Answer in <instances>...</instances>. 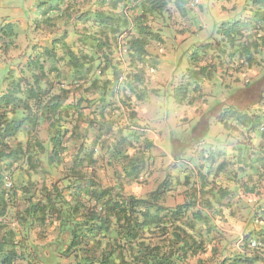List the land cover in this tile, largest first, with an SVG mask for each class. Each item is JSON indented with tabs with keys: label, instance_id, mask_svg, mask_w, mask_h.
Listing matches in <instances>:
<instances>
[{
	"label": "trees",
	"instance_id": "1",
	"mask_svg": "<svg viewBox=\"0 0 264 264\" xmlns=\"http://www.w3.org/2000/svg\"><path fill=\"white\" fill-rule=\"evenodd\" d=\"M172 1L179 7L184 2L35 0L40 17L32 29L44 27L49 37L47 42L32 44L28 56L26 48L20 52L26 68L18 82L0 95V264H19L23 259L25 264H38L37 246L28 242V228H22L32 223L57 221L59 230H68L65 255H73L74 264H187L215 240L220 229L217 219L232 204V191L204 175L199 186L186 176L184 202L167 207L163 201L172 185L167 178L147 196L139 197L103 187L92 174L99 153L109 152L121 161L124 148L134 147L143 135L142 126L118 122L114 112L126 110L132 121L136 117L132 98L143 101L148 96L147 76L158 65L155 58L150 60L148 46L161 39L150 15L163 13ZM246 2L255 8L254 15L219 25L230 48L229 59L245 56L250 60L252 49L264 43V0ZM16 21L9 16L0 21V46L5 51L17 34ZM210 47L201 44L191 51L192 65L187 69L191 77L206 74L207 67L194 61L198 50ZM13 77L8 71L2 78ZM188 86L176 88L178 103H192L187 98ZM255 115H245L246 121L254 128L260 116L257 123L264 125V116ZM43 123L49 141L40 136ZM82 126H86L84 132ZM262 131L264 141V127ZM150 146L151 141L130 166L123 165L127 175L134 177L143 170L151 159ZM71 148L76 151L66 175L42 179L38 185L33 176L64 161ZM258 148L254 162L261 161L263 166L255 173L264 169V143ZM243 182L250 189L248 180ZM18 199L25 206L10 221ZM253 239L259 244L249 252ZM243 247L244 252L221 264H264V227L247 233Z\"/></svg>",
	"mask_w": 264,
	"mask_h": 264
},
{
	"label": "rangeland",
	"instance_id": "2",
	"mask_svg": "<svg viewBox=\"0 0 264 264\" xmlns=\"http://www.w3.org/2000/svg\"><path fill=\"white\" fill-rule=\"evenodd\" d=\"M222 1L223 0H184L182 7L176 6L175 2L172 1L167 5L163 13H154L150 15V22L153 29L158 31L161 36L160 40L151 41L150 50H155L156 52L165 50L170 53L179 51L182 55L176 59L168 58V61L164 62L165 67L168 68L173 66L180 72L183 64L188 63V54L196 43L215 36L216 32L214 31L217 24L220 25L223 22L234 21L243 15L240 10L223 12V7H220ZM232 1L233 0H224L223 3ZM236 1H240L238 6L246 2V0ZM10 11L11 15L17 18V34H13L12 45L8 46L7 51L0 46V78L4 77L8 71H12L14 76H20L21 71L26 68V60H22L20 52L26 48L25 55L28 56L30 54L28 48L32 44L41 41L45 42L49 37L48 30L44 27L39 30L32 29L34 20L40 17L35 5V0H0V17L3 15L7 17L6 14H10ZM261 50L264 53V43L261 44ZM198 55V59H201L202 55L200 53ZM151 57H153V55ZM154 58L155 57L150 60H157V57ZM258 58L252 59V63L256 67L264 61L262 59L259 61ZM198 59H196V61H198ZM123 60L125 65L128 64V57L126 55H124ZM12 66L16 67L12 68ZM261 69L260 72L264 75V69ZM154 74L153 71L150 70L147 76L148 96L145 97L143 101H137L135 97L132 98V106H134L135 110L138 109L134 120L130 121L127 118L126 115L128 112L126 110L114 112L115 117L118 116L119 118V120L117 119L118 122L127 120L136 126H142L143 135L135 141L133 144L134 147H129V145H127L124 148V155L120 157L122 159L121 161L119 157L111 158L109 152H105L103 155L99 153V161L92 174L103 187H113L116 191H120L125 195H136L139 197L147 196L167 178L172 182V185L167 191L163 203L167 207H174L184 202L186 186L183 184V181L185 177L187 176L191 180V183L199 181L198 175L195 172V167L198 168L200 162L205 160L202 158V155H204L206 151L202 149L203 146H200V149H196L197 143L193 139V134H196L193 130L194 124H189V118H181L179 124L176 126L174 125L173 119L175 115L180 116L182 112L179 113V110L175 112L174 109V100L171 97V93L173 92V89H171L173 80H171L168 85L159 84L162 85L159 94L156 88L149 87L153 84L151 79ZM159 78L162 81L161 83H166L164 79L168 78V74L164 75L163 73ZM167 80L168 79L165 81ZM249 84H251V82ZM249 84H247V86ZM259 93L260 90H257V85H252V89H247L243 93L244 99L246 98V102L250 101L252 98L256 99ZM221 94L220 88L214 92V95H218L219 97ZM118 98L121 99L122 97H117L116 99ZM168 98L170 100H168ZM255 103L254 100L247 105L250 108V106ZM260 104L262 105L251 106L248 111L251 112L252 110L253 112L264 106V102ZM137 113L140 116H137ZM121 114L123 115L120 116ZM184 114L185 112L183 115ZM259 117L260 116H258L254 122V128L252 127V129L257 132V135L263 132L262 129L264 127L263 124H261L263 125L262 127H259L261 126L257 123ZM216 124L221 126L219 122H216ZM40 127L41 138L45 141H49L47 124L43 123ZM85 127L86 126H82V132L86 130ZM162 129L171 132L170 135H166L167 138L165 141V137L163 136L164 131ZM115 130H117V127ZM88 131H90V134L93 132L91 130ZM227 137L228 135L225 133L223 142ZM150 141L152 142V146H150L149 149V156L151 159L146 160L147 163L144 165L143 170L139 171L137 175L134 177L127 175L128 173L123 169V165L130 166L131 160H135L137 155L140 154L141 149ZM202 142L204 143V141ZM205 148L208 150L207 147ZM75 151L76 149L71 148L67 157H64L65 159H63L64 161L61 163H53L47 167V164L44 165L48 168V172H44L38 176L34 175L33 179L40 185L42 179L45 180V178H50L55 180L66 175L68 169L73 165ZM197 152L198 156H196ZM231 170H233V167ZM255 171L253 173L257 176V183L262 184V195L256 194L251 187L246 190L243 180L247 172H240L239 181L235 183V188L233 190L239 188L237 192L241 193V196L234 197L232 200L237 204L239 210L236 209L235 212L232 213L228 211L222 219H217V226L220 229L215 240L208 245L205 253L191 257L187 261V264H221L225 258L234 256L239 252H244V236L247 233L258 232L264 227V214H262L264 213L262 208L264 207V173H262L264 171H257V173H255ZM248 184L251 186L249 181ZM16 204L18 205L11 209L10 217L8 218L10 221L14 220V218L12 219L11 217L25 206L24 201L19 199ZM15 225L19 224L15 223ZM22 228H28L27 233L24 232L28 236V242L37 246L38 264H74L76 262V258L73 255H65V244L69 237L68 230H59L57 221L53 223L47 222L44 225L32 223L22 226ZM248 248L249 252L253 251L251 247ZM18 263L25 264V259L18 261Z\"/></svg>",
	"mask_w": 264,
	"mask_h": 264
},
{
	"label": "crops",
	"instance_id": "3",
	"mask_svg": "<svg viewBox=\"0 0 264 264\" xmlns=\"http://www.w3.org/2000/svg\"><path fill=\"white\" fill-rule=\"evenodd\" d=\"M223 1L220 4V7H223V12L240 10V12L243 13L238 19L254 15L255 8L250 2H245L241 6H238L240 1L233 0L232 2L224 3ZM6 15L11 18L16 17L11 15V11L10 14ZM3 17L5 16L3 15L0 17V21ZM218 25L219 24H217L214 31L216 32L215 36L196 43L191 49V51H193L196 46H200L201 44H211V47L208 49L198 50L202 58L195 61L196 64H199V66L205 65L207 67L206 74L198 77H191L187 72V69L192 65L190 57L191 51L188 54V63L183 64L180 72H178L173 66L168 68L165 67L164 62H167L168 58L176 59L181 57V53L179 51L170 53L165 50L156 52L155 50H150V44L148 51L151 56L157 57L159 63L157 68L152 70L153 74H155L151 82L155 84L154 86L151 84L149 87L156 88L157 93H159L162 89V85L159 84L168 85L169 82L173 80V86L171 87L173 92L171 93V97L174 100V109L175 112L177 110H179V113L182 112L180 116L175 115L173 119L174 125H178L181 118H189V124H194L193 130L196 134H193V139L197 143L196 149H200V146H203L202 149L206 151V153L202 155V158L205 160L200 162L198 168L195 167V172L199 180L196 181L195 185L199 186L201 184L202 180L200 174L204 175L209 182L213 184L214 182L218 183L232 191L231 199L233 200L234 197L241 196V193L237 192L239 188L233 190L235 188V183L239 181L240 172H247L244 180L246 179L250 182V187L252 189L254 188L256 194L262 195V184L257 183V176L253 172L256 169L261 170L263 166V162L257 161V163H255L254 161L256 159V150L259 149L258 146H263L264 141L261 135H257V132L252 129V123L250 124V121H246L245 115H248V117L251 115L253 117L255 114L264 116V106L253 112L252 110L251 112L248 111L251 106L262 105L260 103L264 102V75L260 72V70H262L261 68L264 69V61L261 62L258 67L254 66L252 63V59L254 58L259 57V61L260 59L264 60V53L261 47L253 48L250 60H247L245 56H236L229 59L228 52L230 48L226 40L220 34ZM163 73L164 75L168 74V78H166L168 80L165 81L166 79H164L166 83H161L162 81L159 78ZM18 80V76L7 80L0 78V95L7 90L12 83H16ZM249 81L251 84H249ZM183 84L189 85L187 87V98L192 99V103H187L186 100L183 104H180L176 100L175 90L179 85ZM247 84L249 85L247 86ZM252 85H257V90H260V93L256 99L252 98L250 101L246 102L243 93L247 89H252ZM219 88L222 93L220 97L214 95V92ZM168 100L170 99L168 98ZM254 100L256 103L252 104L249 108L247 104L252 103ZM136 111H138V109H136ZM184 112L185 114L183 115ZM137 116L140 115L137 113ZM216 122L221 123V126H218ZM162 130L164 131L163 136L165 137V141L167 138L166 135H170L171 132L164 129ZM225 133H227L228 137L223 142ZM202 141H204V143ZM205 147H207L208 150ZM196 156H198V152ZM232 167L233 170H231ZM262 171H264V169H262ZM236 209L239 210L237 204L232 201V204L226 207L225 213L228 211L230 213L235 212Z\"/></svg>",
	"mask_w": 264,
	"mask_h": 264
},
{
	"label": "built area",
	"instance_id": "4",
	"mask_svg": "<svg viewBox=\"0 0 264 264\" xmlns=\"http://www.w3.org/2000/svg\"><path fill=\"white\" fill-rule=\"evenodd\" d=\"M12 185V182L11 181H8L7 182V186H11ZM259 242L257 241V239H253L251 244H250V247L251 248H256L258 246ZM263 252H264V249H263Z\"/></svg>",
	"mask_w": 264,
	"mask_h": 264
}]
</instances>
